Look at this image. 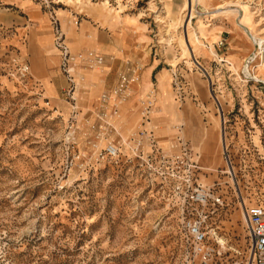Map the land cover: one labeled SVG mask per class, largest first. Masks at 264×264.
<instances>
[{"label":"rangeland","instance_id":"374dc122","mask_svg":"<svg viewBox=\"0 0 264 264\" xmlns=\"http://www.w3.org/2000/svg\"><path fill=\"white\" fill-rule=\"evenodd\" d=\"M24 1L49 15L53 44L56 18L73 53L92 50L106 61L98 49L75 47L69 27L80 26L81 9L102 8L115 25L125 14L139 20L146 53L164 78V129L174 131L164 130V150L174 151L178 136L196 147L198 182L224 200L212 208V242L223 252L216 264H246L243 208L264 206V0H197L191 10L190 0ZM35 33L28 13L0 0V264H184L185 213L173 189L174 173L184 169L152 172L132 151L140 130L160 136L155 122L141 123L148 98L156 100L150 117L158 113L157 84L137 69L140 81L111 115V92L134 72L99 90L104 73L92 72L107 66L80 68L77 81L87 86L79 84L72 99L58 60V92L51 94L54 86L42 85L32 66L27 77L19 73L31 64L15 41L27 45ZM135 86L149 91L130 108L137 114L127 124L123 108ZM108 142L120 146L118 158L105 154Z\"/></svg>","mask_w":264,"mask_h":264},{"label":"built area","instance_id":"2783aa9c","mask_svg":"<svg viewBox=\"0 0 264 264\" xmlns=\"http://www.w3.org/2000/svg\"><path fill=\"white\" fill-rule=\"evenodd\" d=\"M52 23L55 33L54 46L59 51L60 57L59 68L68 82L64 90L70 94L72 99H76L75 95L79 87L78 70L80 68L100 69L106 65L107 61L103 55L92 50L73 53L59 21L53 18ZM19 73L22 78L27 77L30 74V66L23 64ZM134 73L130 78L126 75L121 76L118 90L113 91L119 104L123 103V99H126L130 94L128 91L131 81L134 79ZM103 97V102H106L107 96L104 95ZM155 101V98L151 97L143 102L141 111V123L143 125L150 122V114ZM118 107L120 106H114L115 114H119ZM107 122L108 120L105 121L106 124H108ZM139 136L141 137L136 138L137 142L132 151L137 157L143 159L152 172L164 173V165H169L173 171L177 168L184 169L183 176L178 175L177 171L174 173L178 179L173 183L176 194L182 197V211L185 213L182 218V226L188 248L184 256V264H216V258L223 256V252L212 242L216 234L215 229L211 226L214 213L212 208L213 206L224 205V200L221 195L217 194L214 186L203 185L198 182L195 173L198 167L193 146L186 138L178 136L176 144L172 147L175 150L166 151L159 145L152 130L142 129L139 131ZM144 137L151 147V151H148L146 155L142 150ZM108 143L104 149L105 154L110 158H118L121 154L120 146L113 142ZM161 186L164 188V180ZM243 215L247 236L250 240V254L246 264H264V206L255 204L248 207L245 205Z\"/></svg>","mask_w":264,"mask_h":264},{"label":"crops","instance_id":"0c3cea01","mask_svg":"<svg viewBox=\"0 0 264 264\" xmlns=\"http://www.w3.org/2000/svg\"><path fill=\"white\" fill-rule=\"evenodd\" d=\"M1 1L8 5H16L28 13L30 22L36 29L35 37L32 42L27 45L20 44L17 40L15 42L19 44L18 46H20L19 48L23 55L28 54L29 64H31L29 66L30 68L32 66L34 68V73H37V76L41 78V84H52L55 92L51 94L57 93V84L53 79V73L59 72L52 68L57 67L60 57L58 50L54 47L53 38L50 34L49 15L44 13L37 5L27 3L24 0ZM79 13H83L85 16L80 22V26L78 28L69 27L76 41L74 43L75 47L98 49L103 54L110 57L105 65L107 69L103 68L99 72L89 71L90 73H104V75H97L98 80L96 81V86L99 90L103 87H107V84L108 86L117 84L120 73L136 72L137 69L140 70L141 68L142 73H145L150 84L153 85V87L157 84V92L161 95V100L159 99L157 102L158 113L154 118H150V122H155L157 126H159L160 136H156L153 129L152 132L158 143L161 141V145H159L164 149V145L168 144L167 142L164 144V130L169 136L173 135L174 131L169 126L164 129V121H166L167 124L169 119H164V91L159 86L160 82L164 84V78L162 77L163 73L158 69L159 63L156 64L152 62L150 55L146 53L145 46L147 45L148 38L145 29L141 26L142 24H140L139 20L133 19L135 17L131 14L122 15L121 17L123 20L121 23H118V25L113 23L110 24V21L107 23L105 20L107 14L105 10L87 5L81 9ZM58 14L63 16L64 13L58 12ZM77 24L78 23H76V25ZM109 36L112 37L110 41L108 39ZM83 73L84 77L86 73ZM83 77L81 81H84ZM79 84L84 87L87 86L84 82L83 84L81 82ZM148 91L149 90H146L142 86L133 87L132 96L124 104L125 108H123L125 109L127 124L134 121L137 114L136 111L133 112L130 108L133 107L135 109L138 107L140 97ZM150 122H147V124H150ZM159 137L163 139L159 140ZM192 146L193 148L195 147L194 145ZM165 148L168 149L169 147ZM148 151H151V147Z\"/></svg>","mask_w":264,"mask_h":264},{"label":"bare ground","instance_id":"6f19581e","mask_svg":"<svg viewBox=\"0 0 264 264\" xmlns=\"http://www.w3.org/2000/svg\"><path fill=\"white\" fill-rule=\"evenodd\" d=\"M190 1H192V2L191 3L190 2L187 3V5L189 6V9L191 10L192 4L195 3L197 0H190ZM250 33H251L250 35L252 36V39L253 40H256L257 38H256L255 34L252 31ZM139 81H140V76L139 75H136V73H134V79L131 81V84L138 83ZM128 92H130V88H129V91ZM115 105H119L121 107L122 106V103L119 104L118 99L114 95V92H111L110 100L108 101V103L106 105V106H111L112 107V112L110 113L111 115H117L118 114V113L115 114V112H114V106ZM108 122H109V124H111L110 121H108ZM103 129H104V131H106L105 128H103ZM223 142L226 143V141H224V139H223ZM224 146L226 148V145H224ZM229 169H230V172L231 173H233L235 171L234 168L231 165H229ZM218 238H219V236H218ZM219 242L221 243V245H224L225 244V241L223 239H221V238H219Z\"/></svg>","mask_w":264,"mask_h":264}]
</instances>
